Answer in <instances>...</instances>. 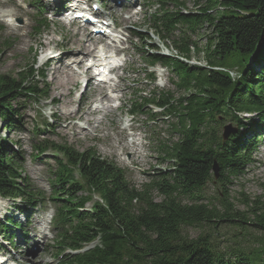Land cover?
<instances>
[{
    "label": "trees",
    "instance_id": "trees-1",
    "mask_svg": "<svg viewBox=\"0 0 264 264\" xmlns=\"http://www.w3.org/2000/svg\"><path fill=\"white\" fill-rule=\"evenodd\" d=\"M159 3L145 16L146 25L172 52L160 53L152 46L139 53L145 65L160 63L174 74L173 84L181 93L177 98L165 90L134 96L130 112L153 106L173 118L168 133L176 139L161 142L156 150L168 168L157 170L137 188L125 178L123 168L90 149L37 143L38 154L50 149L61 155L51 171L47 197L57 210L51 248L60 254L69 251L62 255V264H264V200L242 197L244 209L239 210L228 190L232 179L253 162L254 146L264 129V0ZM36 8L42 10L40 5ZM204 24L209 33L199 44ZM44 26L43 20L37 24ZM129 31L133 38H143L142 32ZM194 55L202 56L204 64L191 63ZM234 65L236 78L224 70ZM27 69L18 76L0 75V118L7 128L18 123V97L34 98L42 91L33 83V64ZM146 77L154 81L152 74ZM228 121L233 130L224 140L222 129ZM7 144L0 138V197L24 198L18 211L43 203L46 197L23 180ZM214 182L221 189L217 204L203 195L205 186ZM88 203L91 210L82 211ZM220 223L239 228L221 249L211 237L220 232ZM12 226L23 229L6 216L0 221V235L10 237L6 233ZM189 228L199 229L195 238Z\"/></svg>",
    "mask_w": 264,
    "mask_h": 264
},
{
    "label": "rangeland",
    "instance_id": "rangeland-1",
    "mask_svg": "<svg viewBox=\"0 0 264 264\" xmlns=\"http://www.w3.org/2000/svg\"><path fill=\"white\" fill-rule=\"evenodd\" d=\"M54 1L0 0V13L4 11L14 13L10 18L12 21L9 17L0 18V75L18 76L19 72L28 70L27 68L33 64L37 70L33 83L42 90L34 98L18 97L14 102V106L19 109L14 115L18 123L13 127L7 128V123L0 118V138L8 142L10 152L12 151L11 153H14L17 158L23 180L34 191L46 197L43 203L27 205L28 207L20 210L29 213L28 225L23 223L24 213L20 214L16 209L18 206L25 205L24 198L0 199V204L7 201L9 205V210L0 216V221L3 223L6 216L12 217L14 221L25 225V231L29 237V240L24 242L23 236L18 232L20 229L14 228V231L11 228L9 235L6 233V236L12 237L14 247L9 245L11 237L0 240V261L8 259L9 256L11 264H62L64 263L62 255L67 253L66 250L60 254L51 248L55 237L53 230H51L52 236L44 239H37L35 234L31 233L33 221L40 222L35 219L40 208L49 204L53 205L47 199L50 194L49 180H51V171L55 170L57 158L61 157L59 153L50 149L38 154L35 149L37 143L47 141L60 145L66 144L77 151L90 149L100 157L113 161L123 168L125 178L140 188L142 184L149 182L150 176L157 173V170L165 171L168 168L169 163L160 162L161 157L156 151L157 145L176 139L175 135L168 133V125L173 118L163 116L162 111L157 107L146 106L142 112L137 111L134 114L130 112L132 109L130 101L134 96L165 90L177 98L181 93L173 84L174 74L169 73L160 63L153 68L145 65L139 53V49L150 50L152 46H157L160 53L172 52L159 42L146 25L145 16L159 8L160 0H140L138 3L140 7L133 11L126 10L124 2L115 8L114 0L90 1L97 7L100 6L101 11L111 16L123 31L121 38L118 39L119 47L122 49L119 48L120 55L114 61L122 65V68L114 72V78L117 80L114 81L113 91H108L109 88L105 93L103 86L97 84L88 86L83 94L77 92L79 89L76 86L81 74L85 71V60L83 59L79 66L72 57L66 59L70 53L65 51L69 48L73 49L72 51L77 49L70 43L69 36L76 33L77 29L83 34L87 31L85 28L68 25L67 22L61 21V18L56 15ZM187 4L191 9L192 3L187 2ZM38 5L42 7V10H37ZM134 12L137 13L134 15ZM129 16L131 18H128ZM38 18L46 22V26L38 28L37 24L40 22ZM129 29L142 32L143 38L133 39ZM201 33L203 34L199 35L200 39H197L199 44L205 41L209 33L206 24L203 25ZM84 48L90 49L87 45ZM97 49L93 54H97ZM62 54H65V59L56 58V56L62 57ZM190 62L204 64L202 56L197 55H194ZM70 63L75 80L57 85V77L53 75V70H59V74L63 73L61 74L63 77L66 75L63 66ZM224 70H229L235 78L238 75L235 65ZM40 71L43 72V76H39ZM146 73L152 74L153 82L147 81ZM43 78L44 81H41ZM96 90L104 91L103 96L110 97V101H104L103 96L97 95ZM49 107L53 109L50 113L51 120L44 115V110ZM249 117L253 118L251 115ZM224 124L232 127L229 121ZM260 132L251 158L253 162L239 177L232 179V183L228 186L231 201L239 210L244 209L240 202L242 197L264 200V129ZM220 190L215 182L208 183L203 189V195L217 204ZM153 197L160 200L156 192H153ZM86 205L89 207L90 204ZM219 225L220 232H216L211 237H214L221 249L231 242V233L238 231L239 228L231 223ZM187 231L194 238L199 233V229L194 228H189ZM2 253H4L3 257H1ZM10 263L7 260L0 264Z\"/></svg>",
    "mask_w": 264,
    "mask_h": 264
},
{
    "label": "bare ground",
    "instance_id": "bare-ground-1",
    "mask_svg": "<svg viewBox=\"0 0 264 264\" xmlns=\"http://www.w3.org/2000/svg\"><path fill=\"white\" fill-rule=\"evenodd\" d=\"M120 1H124V0H120ZM115 5L114 7L116 8L120 3H118V0L114 2ZM118 8V7H117ZM126 10H128V8H126ZM14 15V13L12 11H4V12H1L0 13V18H3V17H9L12 18ZM128 18H131V16H129ZM12 21V19H10ZM114 23V22H113ZM75 26V25H74ZM83 28V27H82ZM104 36V35H103ZM69 38V41L70 43H72L73 45H75L77 47L76 51H72L73 49H66L65 53H70V56H66V59H68L69 57H72V59L74 60V62H76L77 64H79V66L82 64L83 62V59L85 60L86 56L88 55H92L94 50L100 45L102 46L104 49L106 50H112V48H114V46L110 45L109 43L105 42L103 39H102V35L100 34H95V35H91V34H83V33H80L78 31V29L76 30V33L72 34L71 36L68 37ZM69 43V42H68ZM87 45V47H90V49H85L84 46ZM122 49V48H121ZM77 52V53H76ZM79 52H81L79 54ZM63 56H56V58H58L59 60H62V58L65 59V54H62ZM55 57V56H54ZM53 57V58H54ZM71 63L70 64H66L63 66V71L66 72V75H64L63 77L61 76V74H59V70H53V75H55L57 77V85L58 84H65L67 82L71 83V81L75 80L73 77L74 75L72 74L73 72L71 71V67H70ZM69 71V73H68ZM84 71V70H82ZM72 72V73H71ZM82 73V72H81ZM77 76V75H76ZM75 76V77H76ZM55 77V78H56ZM86 88L87 86L85 87V91H86ZM100 90V89H99ZM98 91V90H96ZM104 92V91H103ZM61 94H62V91H61ZM97 95L99 96H103V93L102 91H98ZM60 96V94H59ZM97 97V96H96ZM99 99V98H98ZM102 99H105L104 101L108 102L110 101V97L108 96H103ZM105 102V103H106ZM107 109V108H105ZM75 111H73L74 113ZM108 112V111H107ZM111 112V110L109 111ZM72 113V114H73ZM70 114V115H72ZM25 209V208H24ZM17 231V230H16ZM20 231V230H19ZM18 231V232H19ZM20 234V232H19ZM23 241V240H22ZM33 241V240H32Z\"/></svg>",
    "mask_w": 264,
    "mask_h": 264
},
{
    "label": "clouds",
    "instance_id": "clouds-1",
    "mask_svg": "<svg viewBox=\"0 0 264 264\" xmlns=\"http://www.w3.org/2000/svg\"><path fill=\"white\" fill-rule=\"evenodd\" d=\"M53 111L51 107L46 108L44 110V115L51 120V115L50 113ZM0 216H3L5 212L9 210V205L7 201H4L3 204H0ZM82 211L84 210H91L87 205L85 208L81 209ZM57 215V210L56 208L49 204L45 207L40 208V212L36 214L35 219L39 220V223H35L33 221V230L31 233H34L37 239H44L45 237H51L52 236V226L55 221Z\"/></svg>",
    "mask_w": 264,
    "mask_h": 264
},
{
    "label": "water",
    "instance_id": "water-1",
    "mask_svg": "<svg viewBox=\"0 0 264 264\" xmlns=\"http://www.w3.org/2000/svg\"><path fill=\"white\" fill-rule=\"evenodd\" d=\"M232 127L230 125H226L223 127L222 129V138L225 140L227 139L228 135L232 132ZM212 170L214 172V177L216 178L217 177V172H218V167L217 165L214 163L213 166H212Z\"/></svg>",
    "mask_w": 264,
    "mask_h": 264
}]
</instances>
